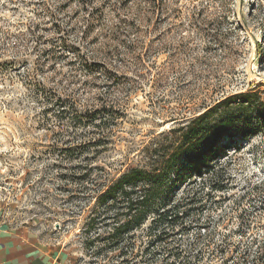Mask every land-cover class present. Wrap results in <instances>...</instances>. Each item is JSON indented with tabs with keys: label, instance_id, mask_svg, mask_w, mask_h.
<instances>
[{
	"label": "rangeland",
	"instance_id": "obj_1",
	"mask_svg": "<svg viewBox=\"0 0 264 264\" xmlns=\"http://www.w3.org/2000/svg\"><path fill=\"white\" fill-rule=\"evenodd\" d=\"M262 37L264 0H0V228L39 235L70 264H172L209 233L200 264H220L222 243L224 257H252L264 246V128L220 160L224 192L200 178L179 189L194 210L171 242L139 238L125 256L86 241L104 218L97 191L141 165L161 133L232 96L257 100L264 117ZM49 97L111 107L104 144H88L101 136L87 122L74 130L59 106L48 112Z\"/></svg>",
	"mask_w": 264,
	"mask_h": 264
},
{
	"label": "trees",
	"instance_id": "obj_2",
	"mask_svg": "<svg viewBox=\"0 0 264 264\" xmlns=\"http://www.w3.org/2000/svg\"><path fill=\"white\" fill-rule=\"evenodd\" d=\"M260 43L263 45L264 37ZM53 96L56 98V95ZM249 98L233 102L234 96L227 97L215 108H207L185 124L161 133L144 150L141 165L130 167L117 179L111 180L107 187L104 186L105 189L98 190L95 211L103 208L104 218L102 222L94 218L89 223L87 230L94 235L87 239L88 247H94L98 255L107 247L110 251H120L128 256L139 238L146 237L149 245L155 246L171 242L176 231L186 232V218L194 210L189 207L195 199L184 197L177 201L179 189L193 185L196 178H200L204 188L208 186L211 191L224 192V177L222 169L218 168L220 160L232 146L237 149L240 140L256 137L264 128L262 112L255 108L258 106L260 109L261 106L259 102L252 106L251 102L257 100ZM53 100L49 97L48 104L52 107L48 112L59 106L58 118L69 120L74 130L87 122L94 129L93 133L101 136L98 140L90 139L93 143L88 144L95 147L104 144L102 140L107 137L105 131L109 130L106 124L115 118L111 107L79 111L66 100ZM219 111L221 116L210 117ZM63 150L67 152L72 149ZM61 161L73 163L75 159L64 157ZM86 177L76 176L75 181L85 183ZM139 232L140 235L137 234ZM207 235L211 240L212 233ZM209 239H204L194 256L181 257L179 251L175 254L172 252V264H200L210 253L212 243ZM100 243H103V247L99 246ZM226 246L222 243L218 249L211 251V255L220 257L218 254L222 253L226 256ZM230 252L233 253V250ZM224 256L220 264H264V246H259L252 257L246 251L238 257Z\"/></svg>",
	"mask_w": 264,
	"mask_h": 264
},
{
	"label": "crops",
	"instance_id": "obj_3",
	"mask_svg": "<svg viewBox=\"0 0 264 264\" xmlns=\"http://www.w3.org/2000/svg\"><path fill=\"white\" fill-rule=\"evenodd\" d=\"M68 259L39 235L0 228V264H70Z\"/></svg>",
	"mask_w": 264,
	"mask_h": 264
}]
</instances>
